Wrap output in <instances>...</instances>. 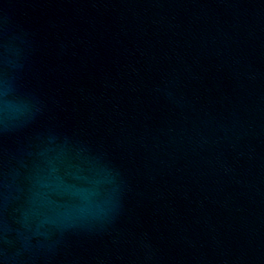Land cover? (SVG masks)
<instances>
[{
    "label": "water",
    "instance_id": "95a60500",
    "mask_svg": "<svg viewBox=\"0 0 264 264\" xmlns=\"http://www.w3.org/2000/svg\"><path fill=\"white\" fill-rule=\"evenodd\" d=\"M0 264H264V0H0Z\"/></svg>",
    "mask_w": 264,
    "mask_h": 264
}]
</instances>
